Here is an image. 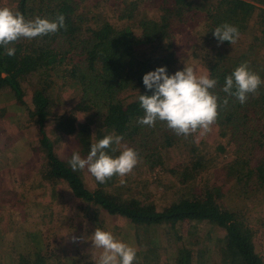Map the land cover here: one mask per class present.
I'll use <instances>...</instances> for the list:
<instances>
[{"label":"trees","instance_id":"1","mask_svg":"<svg viewBox=\"0 0 264 264\" xmlns=\"http://www.w3.org/2000/svg\"><path fill=\"white\" fill-rule=\"evenodd\" d=\"M9 1L14 8H0V91L39 124L49 175L66 179L76 196L136 223L206 219L224 227L225 258L210 264H264L253 227L224 200L228 183L264 193V0ZM177 34H192L185 41L188 53ZM244 34L250 38L240 53L227 57L220 48L214 58L200 57L198 47L232 45ZM187 56L208 65L211 118L227 143H237L234 159L222 167L214 145L194 135L203 123V113L193 107L204 94L200 84L185 88L188 79H175L189 72L181 62ZM75 81L80 94L75 108L85 121L67 125L62 121L69 113H57L51 98L57 84ZM130 105L132 115L113 114L112 108ZM50 120L73 134L78 161H86L96 179L93 190L82 168L59 156L47 132ZM131 151L153 168L176 160L171 168L181 183L173 186L176 199L158 207L121 191L118 166ZM24 253L10 264H44L45 255ZM179 254L177 264H194L191 249Z\"/></svg>","mask_w":264,"mask_h":264},{"label":"rangeland","instance_id":"2","mask_svg":"<svg viewBox=\"0 0 264 264\" xmlns=\"http://www.w3.org/2000/svg\"><path fill=\"white\" fill-rule=\"evenodd\" d=\"M0 8L8 10L14 5L9 0H1ZM176 38L185 44L181 46L184 53H188L190 45L185 41H190L192 34L187 37L177 34ZM249 38L244 34L232 45H203L198 47V51L200 57L214 58L220 48L227 57L236 55L247 45ZM193 59L187 56L181 61L189 72L177 74L175 79H188V83H183L185 88L195 83L193 89H196L200 84L204 94L200 103L193 107L203 113V123L194 135L197 141L205 140L214 145L217 167H222L234 159L233 148L237 143L230 145L226 137L219 134V125L211 118L213 100L206 94L208 91L205 92L208 89V65L205 61ZM23 83L28 84V81L24 78ZM57 85L51 98L53 109L57 113H69L65 121H60L68 125L75 119L81 124L85 119L82 110L75 108L80 95L77 82ZM5 96L1 90L0 264H10L14 257H20L15 254L29 250L34 256L45 255L44 264H137L140 261L139 264H177L179 252L184 247L191 249L194 264L224 260L220 245L227 230L210 220L140 224L124 213L111 212L97 202L76 196L66 179L49 175L44 148L38 140L39 124L30 120L23 106L10 105L12 100L6 101ZM28 97L27 100L31 101V96ZM133 107H115L112 110L115 115H132ZM10 108L12 113L8 112ZM62 123L50 120L47 132L55 140L61 159L74 164L80 172L82 168L84 181L93 190L96 179L85 168L86 161H78L80 148L73 134L62 130ZM85 126H88L87 123ZM137 139L140 140L139 137ZM135 142L141 145L140 141ZM124 155L126 159H122L123 164L118 166L117 177V181L123 184L121 191L142 201H155L158 207L176 199L177 188L173 190V186L181 183L175 171L171 170L176 164L175 159L167 160L170 168H153L147 159L133 151L128 157ZM214 167H211V175ZM218 178L227 179L223 174H219ZM197 183L192 184L193 189H196ZM224 200L227 207L235 209L253 227L255 248L264 259L263 191L244 192L237 185L228 183Z\"/></svg>","mask_w":264,"mask_h":264}]
</instances>
